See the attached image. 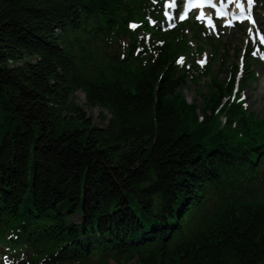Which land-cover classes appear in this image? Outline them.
Returning a JSON list of instances; mask_svg holds the SVG:
<instances>
[{
	"label": "trees",
	"instance_id": "obj_1",
	"mask_svg": "<svg viewBox=\"0 0 264 264\" xmlns=\"http://www.w3.org/2000/svg\"><path fill=\"white\" fill-rule=\"evenodd\" d=\"M165 15V0H0V264H264V118L234 76L187 100L212 70L190 65L186 29L207 28ZM202 42L225 69L227 44Z\"/></svg>",
	"mask_w": 264,
	"mask_h": 264
},
{
	"label": "rangeland",
	"instance_id": "obj_2",
	"mask_svg": "<svg viewBox=\"0 0 264 264\" xmlns=\"http://www.w3.org/2000/svg\"><path fill=\"white\" fill-rule=\"evenodd\" d=\"M221 1L229 3L231 7L234 8L235 0ZM262 3L264 2H261V0H255V4L258 6H261ZM169 4H173V0H168L167 5ZM175 9H169L167 13L168 20L172 24H175L177 18ZM256 14L257 22L255 24L243 23V27H239L237 26L238 23L232 25L227 19H215L217 25L215 28L208 26L204 19H200V13H195L191 16V18H198L200 22H204L209 27V29L207 28V30L203 31L202 40L214 37L219 43L227 44L226 47L230 50V55L228 58V65L223 69L217 62L218 55L212 54V48L207 47L205 42H202L201 39L193 37V31L191 28L186 29L187 41L190 44V65H210L212 70L209 76L206 74L202 75L199 82L191 80L187 84L184 93L189 102H195L197 100L198 104L203 106L205 104V95L202 94V91L210 92L211 89L208 87V84L213 82L214 78L216 79V83H224L225 81H230L234 76L235 81L239 86L244 87L242 92V98L244 100L242 103L245 104L246 109L254 112L260 118H264V50L259 46L257 32V29L259 28V30L264 33V7L258 8ZM256 26H258V28H256ZM250 44H255L254 51L256 52V55H253L254 51L251 52L254 59L252 62L248 56L249 52H247V50L243 51L244 48ZM202 46L205 47V50L200 54V51H197V48L200 49ZM237 49H239L238 54L236 53ZM236 66L239 68L238 70L236 69ZM252 72H255L256 78L246 80V76L252 74ZM242 80H245V84ZM235 90L237 91V89ZM74 100L80 105L82 110L86 111L87 115L93 117L94 124L105 125L107 123L106 118L110 116L107 110L100 107H90L86 105V94L82 90H78L75 93ZM225 100V96L221 98L222 103L225 102ZM198 113L202 116L201 111H198ZM220 120L225 122V115L222 114ZM228 129L233 130L232 126H228ZM115 263L116 262L113 259L109 260V264ZM124 263L126 262L124 261ZM126 264L136 263L135 260H131Z\"/></svg>",
	"mask_w": 264,
	"mask_h": 264
},
{
	"label": "snow or ice",
	"instance_id": "obj_3",
	"mask_svg": "<svg viewBox=\"0 0 264 264\" xmlns=\"http://www.w3.org/2000/svg\"><path fill=\"white\" fill-rule=\"evenodd\" d=\"M251 6H252V0H248L249 9L251 8ZM238 7L243 8V5H238ZM253 23H255V21H253ZM133 27H135V25H133ZM261 42L264 43V37H261ZM253 55H256L255 51L253 52Z\"/></svg>",
	"mask_w": 264,
	"mask_h": 264
}]
</instances>
